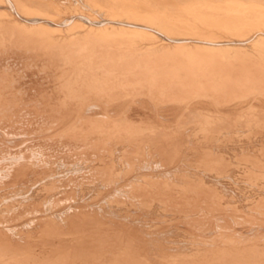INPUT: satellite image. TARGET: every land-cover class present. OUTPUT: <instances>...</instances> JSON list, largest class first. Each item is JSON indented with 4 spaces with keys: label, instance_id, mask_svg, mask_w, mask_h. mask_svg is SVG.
<instances>
[{
    "label": "bare ground",
    "instance_id": "6f19581e",
    "mask_svg": "<svg viewBox=\"0 0 264 264\" xmlns=\"http://www.w3.org/2000/svg\"><path fill=\"white\" fill-rule=\"evenodd\" d=\"M0 264H264V0H0Z\"/></svg>",
    "mask_w": 264,
    "mask_h": 264
},
{
    "label": "rangeland",
    "instance_id": "374dc122",
    "mask_svg": "<svg viewBox=\"0 0 264 264\" xmlns=\"http://www.w3.org/2000/svg\"><path fill=\"white\" fill-rule=\"evenodd\" d=\"M71 1H72V2H74V3H77V2H78V3H80V4H81V3H82V1H84V0H81V1H80V0H71Z\"/></svg>",
    "mask_w": 264,
    "mask_h": 264
}]
</instances>
